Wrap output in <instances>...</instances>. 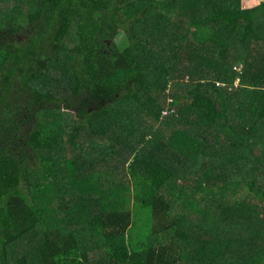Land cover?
I'll return each instance as SVG.
<instances>
[{"label":"trees","instance_id":"1","mask_svg":"<svg viewBox=\"0 0 264 264\" xmlns=\"http://www.w3.org/2000/svg\"><path fill=\"white\" fill-rule=\"evenodd\" d=\"M261 43L264 0H0V264H264Z\"/></svg>","mask_w":264,"mask_h":264},{"label":"rangeland","instance_id":"2","mask_svg":"<svg viewBox=\"0 0 264 264\" xmlns=\"http://www.w3.org/2000/svg\"><path fill=\"white\" fill-rule=\"evenodd\" d=\"M261 0H241L243 7H253L254 5L258 4ZM200 32V31H198ZM197 33V32H196ZM264 45V43H261Z\"/></svg>","mask_w":264,"mask_h":264}]
</instances>
